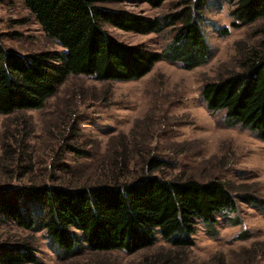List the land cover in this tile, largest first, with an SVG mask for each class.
<instances>
[{"label": "rangeland", "instance_id": "374dc122", "mask_svg": "<svg viewBox=\"0 0 264 264\" xmlns=\"http://www.w3.org/2000/svg\"><path fill=\"white\" fill-rule=\"evenodd\" d=\"M95 2L147 17L183 7L180 0H166L160 7L145 0ZM232 10L224 0H211L205 9L203 29L212 57L203 65L188 70L178 62L161 60L147 75L130 81L70 75L44 107L0 114V186L105 182L112 176L113 158L123 159L113 152L120 154L123 146L117 141L126 136L127 167L118 175L121 183L150 172L167 179L216 178L238 186L231 189L238 192V210L217 215L215 234L198 220L191 247L176 248L158 233L154 246L132 254L90 250L75 229L79 242L68 253L43 229L26 230L0 221V255L3 245L28 241L37 261L23 264H147L146 256L170 251L178 264H264V139L240 124H227L225 111L209 110L201 94L206 82L240 69L239 41L252 46L264 38V17L235 28ZM223 27L230 29L227 35L219 32ZM104 28L152 51H161L171 38L170 30L140 34L109 23ZM0 36L9 50L20 54L63 50L46 35L25 0H0ZM27 130L31 135L24 144ZM154 159L161 163L151 171ZM24 166L31 170L20 175ZM248 184L261 203L239 198L247 192L239 187ZM0 264H6L1 256Z\"/></svg>", "mask_w": 264, "mask_h": 264}, {"label": "trees", "instance_id": "16d2710c", "mask_svg": "<svg viewBox=\"0 0 264 264\" xmlns=\"http://www.w3.org/2000/svg\"><path fill=\"white\" fill-rule=\"evenodd\" d=\"M25 1L46 35L63 50L20 54L9 50L0 36V114L44 107L70 75L90 76L99 81H130L147 75L161 60L178 62L191 70L212 57L203 29L204 11L211 0H180V10L154 17L105 8L95 0ZM145 1L160 7L166 0ZM224 1L233 5L236 21L232 27L249 25L264 17V0ZM105 23L140 34L170 30L171 38L161 51H152L116 38L104 28ZM219 32L227 35L230 29L223 27ZM237 45L240 69L228 70L206 82L201 94L209 110L225 111L227 124H240L264 139V38L252 46L243 41ZM30 135L27 130L24 144ZM125 137L117 141L123 146L120 154L118 150L113 152V156L123 159L119 162L113 158L112 176L105 182L83 186H0V221L26 230L43 229L68 253L78 245V230L90 250H124L132 254L154 246L158 233L176 248L191 247L198 220L215 234L217 215L238 210V192L232 191L238 186H229L216 178L167 179L150 172L121 183L118 175L127 167L128 157ZM8 151L6 148V154ZM159 163L160 160H152L151 171L159 168ZM30 170L31 167L24 166L19 173L25 175ZM239 189L247 191L239 195L242 201L262 202L252 193V185ZM238 222L239 219L234 221ZM2 254L1 261L6 264L37 261L28 241L5 244ZM145 261L178 264L171 251L148 255Z\"/></svg>", "mask_w": 264, "mask_h": 264}]
</instances>
